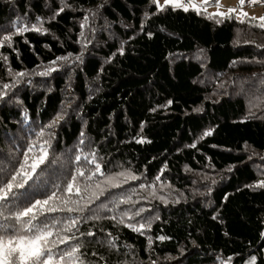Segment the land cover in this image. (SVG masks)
Masks as SVG:
<instances>
[{
	"label": "trees",
	"instance_id": "16d2710c",
	"mask_svg": "<svg viewBox=\"0 0 264 264\" xmlns=\"http://www.w3.org/2000/svg\"><path fill=\"white\" fill-rule=\"evenodd\" d=\"M209 14L152 0H0V39L13 38L0 47V166L48 140L34 199L77 168L90 174L81 153L104 173L82 185L118 177L83 213L51 214L62 218L54 232L81 217L66 235L84 264H264V188L252 187L264 181V28ZM140 223L151 228L124 226Z\"/></svg>",
	"mask_w": 264,
	"mask_h": 264
},
{
	"label": "snow or ice",
	"instance_id": "6c2138e0",
	"mask_svg": "<svg viewBox=\"0 0 264 264\" xmlns=\"http://www.w3.org/2000/svg\"><path fill=\"white\" fill-rule=\"evenodd\" d=\"M152 2L156 4L158 11H163L169 5H171L173 10L182 9L185 12L189 11V5L182 3L181 0H164L163 5L159 4L158 0H152ZM215 2L218 11L209 14L208 18L221 17V20H217V23L222 22L223 18L231 19L232 14L236 13L234 8H229L227 12L219 11L220 4L218 0H215ZM250 2L256 3L257 0H250ZM204 3L207 4L208 0H204ZM244 3L245 0H239L241 7V11L237 14L239 22L244 23L246 19L249 21L259 20L256 26L264 28V16L259 18L248 17V14L242 10ZM190 6L197 14H200L203 7V5L198 6L195 3ZM204 10L206 11V9ZM60 11H63V8ZM28 30V28H18L17 34H22ZM31 30L44 31L42 27H33ZM12 39L11 35H4L0 39V47L5 44L11 45ZM4 59L7 60V57H4ZM67 59L68 57H57V60ZM52 63L55 64L56 61ZM56 70L55 67L46 68L42 75ZM15 75L23 77L26 73L17 72ZM11 86L5 83L2 87L7 90ZM3 95L4 93L0 92V98ZM61 119H63L62 116H57L48 127H54ZM44 135L45 132L41 131L38 137L42 139ZM81 135L83 136V133ZM203 135H212V131L208 130ZM137 142L144 143L145 141L141 139ZM80 143L83 144L84 141L81 140ZM50 147L49 141L43 140L37 149V142L33 141L23 152V161L19 162V167L0 166V264H84L83 260H81L82 245L70 244V241L76 240L77 237L75 235H66L72 232L73 228H76L81 222V217H64L63 220H67V223L62 229L54 232L53 229L57 227L58 223L62 222V218L51 214L83 213L89 205L104 195L107 189L102 185L108 187L120 186L117 183V176H106L102 182L96 183L94 186L89 183L82 185L79 182V178L93 181L96 176H102L104 173L102 172L101 163L97 162L95 152L88 155L81 153L75 156V160L80 162L83 159L87 164L94 165V170H91L90 174L77 168L75 174L72 175L71 182H68L66 186L56 185L57 190L45 194L43 198L34 199V196L41 191L40 184L37 181L40 180L44 171L41 169V165H45L49 160ZM38 169L40 170L39 172ZM119 175L125 176V180L137 179V177L130 174L120 173ZM252 187L264 188V181H260ZM85 194L87 195L85 196ZM73 197H80L84 200V203L81 204L80 200ZM127 202V200L121 201V203ZM84 219L86 220L87 217H84ZM110 219H115V217H110ZM118 223L124 224V220L121 219ZM124 226L130 228L133 232L141 234H143L145 228H151V224L146 225L144 223L138 225L125 224ZM61 232L65 233V235H61ZM84 234L87 236L94 235L91 231ZM158 239L163 241L167 237L160 236ZM60 245H67V247L62 249ZM149 246H151V239H149ZM221 264H224V262L222 261Z\"/></svg>",
	"mask_w": 264,
	"mask_h": 264
},
{
	"label": "rangeland",
	"instance_id": "374dc122",
	"mask_svg": "<svg viewBox=\"0 0 264 264\" xmlns=\"http://www.w3.org/2000/svg\"><path fill=\"white\" fill-rule=\"evenodd\" d=\"M203 2V7L202 9H206L207 12L210 11V6H211V0H208V3L205 4L204 3V0H201ZM224 0H219V4L222 5L221 3H224L223 2ZM226 3L230 6L228 8H234L236 9V13H234V15L238 18V13L241 11V7L239 5V0H225ZM247 0H245V3L243 5V12H246L248 14V17H256V18H259L261 16H264V6H252L248 3H246ZM159 4L163 5L164 4V0H158ZM221 2V3H220ZM186 4V3H184ZM192 3L190 2L189 4H186V5H189V7H191ZM155 7L157 8L156 4L154 3ZM254 261V256L253 255H249L245 258V260L243 261V264H252Z\"/></svg>",
	"mask_w": 264,
	"mask_h": 264
},
{
	"label": "crops",
	"instance_id": "0c3cea01",
	"mask_svg": "<svg viewBox=\"0 0 264 264\" xmlns=\"http://www.w3.org/2000/svg\"><path fill=\"white\" fill-rule=\"evenodd\" d=\"M250 0H247L246 1V3H248ZM181 2L183 3V0H181ZM195 3L196 5H198V6H200V5H203V2L201 1V0H189L186 4H189V3ZM218 2H219V0H218ZM224 3H221L222 5H220V8H219V11H221V12H227V10L229 9L228 7H230L227 3H226V1L224 0L223 1ZM258 6V5H257ZM259 6H261V5H259ZM210 13H215V12H217L218 11V9H217V7H216V2H215V0H211V6H210ZM233 15H234V13H233ZM235 16V15H234ZM236 17V16H235ZM237 18V17H236Z\"/></svg>",
	"mask_w": 264,
	"mask_h": 264
},
{
	"label": "built area",
	"instance_id": "2783aa9c",
	"mask_svg": "<svg viewBox=\"0 0 264 264\" xmlns=\"http://www.w3.org/2000/svg\"><path fill=\"white\" fill-rule=\"evenodd\" d=\"M189 0H183V3H187ZM248 4L252 5V6H264V0H257L256 3H251L250 1L248 2Z\"/></svg>",
	"mask_w": 264,
	"mask_h": 264
}]
</instances>
